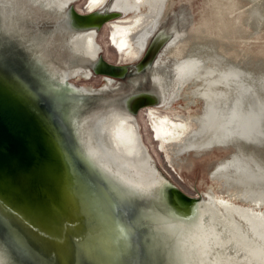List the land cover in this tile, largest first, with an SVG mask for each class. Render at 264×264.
I'll use <instances>...</instances> for the list:
<instances>
[{
  "label": "water",
  "instance_id": "obj_1",
  "mask_svg": "<svg viewBox=\"0 0 264 264\" xmlns=\"http://www.w3.org/2000/svg\"><path fill=\"white\" fill-rule=\"evenodd\" d=\"M0 264H264V0H0Z\"/></svg>",
  "mask_w": 264,
  "mask_h": 264
}]
</instances>
